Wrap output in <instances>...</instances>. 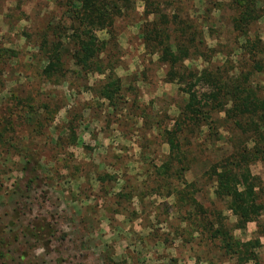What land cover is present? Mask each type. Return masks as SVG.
Here are the masks:
<instances>
[{"label":"rangeland","instance_id":"1","mask_svg":"<svg viewBox=\"0 0 264 264\" xmlns=\"http://www.w3.org/2000/svg\"><path fill=\"white\" fill-rule=\"evenodd\" d=\"M51 1L0 0V48L15 53L0 58V127H7L0 155V252L6 256L0 264H232L181 222L195 203L205 211L212 207L211 182L201 177L204 156L214 157L211 147L191 151L182 180L171 177L167 185L153 178L168 152L160 132L171 125L184 96L165 82L166 68L141 44V1L135 0L134 24L119 21L114 73L123 95L112 106L97 95L102 76L96 73L83 76L68 66L64 83L41 73L34 34L47 20L42 13L58 16ZM217 1L172 0L176 10L165 6L169 2L162 7L169 17L181 13L191 28L206 25L205 44L218 52L212 60L220 63L241 40L231 30L230 6L219 0L223 9H212ZM205 7L210 12L202 20ZM249 33L264 38V17ZM44 107L57 109L52 122ZM251 171L262 175L259 165ZM180 186L188 201L176 191ZM215 204L232 224L223 203ZM254 228L248 223L234 235L247 240Z\"/></svg>","mask_w":264,"mask_h":264},{"label":"trees","instance_id":"2","mask_svg":"<svg viewBox=\"0 0 264 264\" xmlns=\"http://www.w3.org/2000/svg\"><path fill=\"white\" fill-rule=\"evenodd\" d=\"M139 1L143 8L136 22L140 21L141 44L166 68L165 82L176 84L184 96L171 125L160 132L168 152L155 167L153 178L166 181L167 185L171 177L182 180L190 169L187 156L191 151L210 146L214 157L204 156L207 160L201 177L211 182L212 207L205 211L195 203L191 212L185 210L181 222L189 234L208 238L232 264H264V244L260 243L264 239V220H260L264 215V38L249 33V26L264 17V0H218L211 5L217 11L225 4L230 6L231 30L241 40L220 63L212 60L213 53L218 52L205 44L202 29L208 30L206 25L191 28L181 13L173 12L169 17L163 12L162 2H169L165 6L174 10L172 0ZM51 2L58 16L48 17L49 11L42 13L47 20L34 34L41 73L63 83L68 66L75 67L83 76L96 73L102 76L97 95L112 106L114 99L123 95L121 81L114 73L118 65L119 21L128 19L129 24L135 23V0ZM209 12V7L202 10V20L208 18ZM98 32L105 37H98ZM21 35L25 37L27 33L22 31ZM1 57L12 59L15 53L0 48ZM194 59L201 61L199 67H192ZM44 111L52 122L57 109L50 111L44 107ZM66 121L71 126L67 129L69 134L74 135L72 120L66 116ZM36 124L40 126L39 122ZM6 130L1 125L0 155L6 150ZM219 141L222 144H217ZM255 165L262 169L261 176L251 171ZM176 191L188 201L183 188ZM215 202L223 203L234 218L232 224L213 208ZM251 222L255 224L251 238L241 240L234 235V231ZM5 256L0 252V258Z\"/></svg>","mask_w":264,"mask_h":264}]
</instances>
